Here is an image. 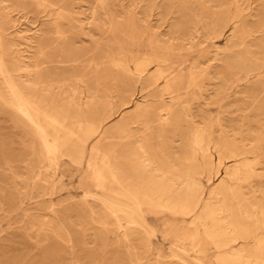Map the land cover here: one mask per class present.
<instances>
[{
	"label": "bare ground",
	"instance_id": "1",
	"mask_svg": "<svg viewBox=\"0 0 264 264\" xmlns=\"http://www.w3.org/2000/svg\"><path fill=\"white\" fill-rule=\"evenodd\" d=\"M247 2L251 6L256 1ZM151 8H156L154 2ZM112 13L111 0H0V102L27 123L48 164H55L57 156L85 164L95 192L84 191V198L108 212L125 240L134 228L144 232L143 209L147 208L181 218L178 240L183 242L174 248L180 255L194 254V264H207L209 255L212 264H264V187L251 180L259 176L254 166L264 150L263 136L257 134L249 147L225 142V137L223 143L215 142L208 125L195 124L189 105L183 102V94L199 75L194 71L197 65L186 73L179 67L174 76L170 57L156 51L158 40L150 39L151 50L145 54L115 51L110 36ZM145 16L137 23L152 31ZM186 16L171 29H194L183 38L188 43L198 27L223 36L230 24L237 28L232 29V37L241 35L239 44L231 47L257 48L258 43L247 42L254 31L247 29L240 11L225 20L212 16L191 22ZM24 26L33 29L30 36ZM95 32L100 37L94 40ZM84 37L92 44L83 50L76 43ZM230 59L228 68L238 73L234 81L227 80L214 91L225 98L231 89L234 96L250 92L245 89L249 81L264 72V53L256 66L248 56L236 54ZM53 61L63 67L52 66ZM142 81L143 91L156 87L148 95L151 101L134 102L128 113L119 111L129 104L123 94ZM112 93L120 98L118 106ZM171 128L180 140L177 153L171 141L162 142ZM214 177L220 178L216 184L211 181Z\"/></svg>",
	"mask_w": 264,
	"mask_h": 264
},
{
	"label": "rangeland",
	"instance_id": "2",
	"mask_svg": "<svg viewBox=\"0 0 264 264\" xmlns=\"http://www.w3.org/2000/svg\"><path fill=\"white\" fill-rule=\"evenodd\" d=\"M231 1L213 0L212 4V0H111L115 22L114 31L110 36L115 51L126 50L128 56L136 52H149L150 39L158 40V50L162 49L164 52L157 49L156 51L168 59L170 57V71L174 76L178 74V69L182 68L186 73L196 64L198 68L194 71H198L199 75L183 94L184 105H189L193 122L199 125L207 124L215 142L221 143L225 137V142L237 143L238 147L243 144L249 147L254 144L257 134L264 137V72L249 81L250 84L245 88H249L248 93L246 91L245 94L234 96V90L231 89L227 91L230 97L225 98L217 96L214 91L223 83L226 84L227 80L234 81L238 73L237 70L228 68L232 62L231 56H248L251 64L255 59V66L262 57L264 50L261 51L260 45L264 44V0H252L256 2L251 6L247 0H237V3L233 0L234 4ZM152 2L156 4V8L150 9ZM239 11L244 15L247 29L254 31L251 41L247 42H253L254 45L258 43L255 46L257 48L249 44L244 47H231L233 44H239L241 35L233 38L231 32L234 28L230 24L224 30L223 36L201 31L198 27L197 32L189 35L193 37L190 43L185 39L194 29H171L172 24L187 14L186 17L191 18L193 22L194 18L203 21L212 16L225 20ZM145 14L149 26L153 27L152 31L142 29L137 23L138 19L143 20ZM239 24L236 26L239 27ZM141 25L145 27L142 21ZM24 28L30 36L33 29L29 26ZM97 37L100 35L95 32L93 39ZM76 44L84 50L92 43L88 37H84ZM51 64L63 67L58 61ZM186 81L187 78L184 79V84ZM159 85L161 86V83ZM142 86L144 87L143 81L132 84L128 92L123 94V98L129 101L128 107L120 108L119 111L128 113L134 102L143 104L146 101V105L151 101L149 96L154 93L156 87L152 86L143 91ZM244 86H241V90ZM112 95L118 106L120 98L116 93ZM252 95L255 97L252 98ZM261 109L262 113H259ZM152 114L154 118L155 112ZM21 118L0 102V264H194V254L188 252L180 255L174 248L183 242L178 240L182 226L179 216L144 208V232L134 228L128 240H125L122 231H117L113 225V219L108 212L94 200L84 198V191L95 192L85 164H77L65 156H57L55 164H48L40 154L38 141L30 127ZM116 120L117 117L104 125L103 129ZM186 127L188 126L184 125V128ZM164 141H171L173 151L179 152L180 140L172 128L165 131L162 137V142L165 143ZM105 142L103 144H106ZM212 155L216 161V154ZM232 164L234 162L227 163ZM254 168L259 176L251 178L252 183L257 187H264V150L260 151L258 164ZM219 179L214 177L211 181L216 184ZM210 260L209 255L204 262L212 264Z\"/></svg>",
	"mask_w": 264,
	"mask_h": 264
}]
</instances>
